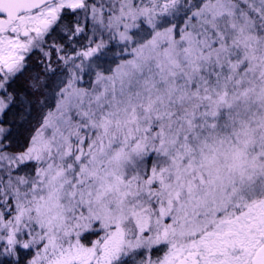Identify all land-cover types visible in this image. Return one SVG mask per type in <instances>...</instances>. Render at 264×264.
<instances>
[{
	"label": "snow or ice",
	"instance_id": "snow-or-ice-1",
	"mask_svg": "<svg viewBox=\"0 0 264 264\" xmlns=\"http://www.w3.org/2000/svg\"><path fill=\"white\" fill-rule=\"evenodd\" d=\"M0 264H264V0H0Z\"/></svg>",
	"mask_w": 264,
	"mask_h": 264
}]
</instances>
